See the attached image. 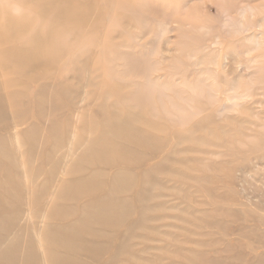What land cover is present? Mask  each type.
Instances as JSON below:
<instances>
[{"label": "rangeland", "instance_id": "obj_1", "mask_svg": "<svg viewBox=\"0 0 264 264\" xmlns=\"http://www.w3.org/2000/svg\"><path fill=\"white\" fill-rule=\"evenodd\" d=\"M59 1L64 70L0 101V264H264V0Z\"/></svg>", "mask_w": 264, "mask_h": 264}, {"label": "bare ground", "instance_id": "obj_2", "mask_svg": "<svg viewBox=\"0 0 264 264\" xmlns=\"http://www.w3.org/2000/svg\"><path fill=\"white\" fill-rule=\"evenodd\" d=\"M21 1L22 6L19 5L18 8H14L9 3L0 6V101L7 98L13 88L17 86L20 89L16 88V93H22L29 98H34L36 93H42L50 81L48 79L54 75L51 71L57 75L64 70L65 56L63 54L67 53L64 48L59 46L65 42V39H58L55 43L54 41L49 42L48 37L63 29V23H68V20L80 22V30H85V24L88 22L86 20L89 19L80 3L77 4V7L81 8L80 13L71 14L65 7H61L62 2L59 0ZM27 1H30V5L33 3L35 7L30 9L26 5ZM86 4L92 7V0ZM52 5L54 6L51 10H55V12L58 9L56 7L58 5L60 7L59 12L51 21L45 13L52 12L50 10ZM21 7H23L21 13H13L14 10ZM100 10L101 15H97L93 30L99 28L100 21L103 20L102 12L105 10L108 13V7L102 5ZM34 15H37V21H35ZM36 39L39 40V47L32 50L33 42ZM55 45L60 51L58 58L52 55ZM150 81L151 85L162 86L158 84L157 80L150 79ZM51 85L49 84L48 87ZM232 85H236V82L232 81ZM27 110L34 112L35 108L31 107Z\"/></svg>", "mask_w": 264, "mask_h": 264}]
</instances>
